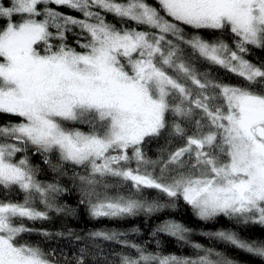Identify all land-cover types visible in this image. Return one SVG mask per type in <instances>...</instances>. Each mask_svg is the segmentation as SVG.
I'll return each instance as SVG.
<instances>
[{"label": "snow or ice", "instance_id": "snow-or-ice-1", "mask_svg": "<svg viewBox=\"0 0 264 264\" xmlns=\"http://www.w3.org/2000/svg\"><path fill=\"white\" fill-rule=\"evenodd\" d=\"M158 5L0 0V113L20 118L0 125V264H60L55 250L18 243L21 234L34 231L24 221L66 211L56 201L68 189L59 179L40 180L30 154L41 156L58 177L67 175L68 166L83 170L71 178L79 185V204L93 218L151 216L182 199L202 221L223 216L237 226L264 227V63L245 58L250 47L264 49V0ZM108 14L121 26L109 22ZM203 30L228 32L233 43L206 40ZM68 33L77 36L80 51L68 44ZM201 61L243 83L201 72ZM161 138L166 143L153 159L145 146ZM145 189L167 200L144 199ZM18 193L22 201L13 199ZM191 232L166 219L151 235L188 243ZM205 235L264 259V240L243 238L233 229ZM90 238L134 250L118 254L119 264H237L199 243L191 244L197 251L189 257L149 251L116 231H94ZM96 248L90 253L82 247L76 264H88L90 254L96 264H114Z\"/></svg>", "mask_w": 264, "mask_h": 264}, {"label": "trees", "instance_id": "trees-1", "mask_svg": "<svg viewBox=\"0 0 264 264\" xmlns=\"http://www.w3.org/2000/svg\"><path fill=\"white\" fill-rule=\"evenodd\" d=\"M147 2L154 7H159L158 0H147ZM51 6L57 8L58 11L73 16H80V13L66 7ZM106 19L111 23H115L117 27L121 26V22L111 14H108ZM125 26L137 27L133 22H127ZM139 27L143 28V26ZM185 31L188 35L193 34L192 30L186 26ZM199 34L209 41L224 40L230 45L233 43V37L228 32L203 30ZM76 39V35L68 33V44L76 47L77 50L80 51L81 49L76 44ZM245 58L258 65L264 63V49H258L254 46L250 47V51L246 54ZM197 67L201 72L210 71L214 77L224 83H243L239 77H236L217 66H209L206 62H199ZM19 119V117L14 115L0 113V125L9 122H18ZM74 127H79L83 131H88V128L85 125L77 124L74 125ZM165 143L166 141L164 138H161L158 141H153L145 146V151L149 157L155 159L158 150L165 145ZM173 146L176 145L174 144ZM51 159L53 164L58 162V157L55 155H53ZM30 160L33 165H38L40 167L41 171L38 174L40 180L54 182L59 179L61 186L68 189V191L61 193L56 201V204L58 206H64L66 211L57 213L55 210H50L48 212L49 218L47 220L24 221L27 227L34 229V231L21 234L18 243H29L32 245L39 244L45 249V251L55 250V257L59 259L60 264H65V261H67L68 264H76L79 251L85 246L89 248L91 253L97 251L98 249L96 248V245H99L107 255L108 259L114 261V264H119L118 254H128L130 251L134 254V250L125 249L119 243L103 241L98 238H90V233L94 231H116L125 233L129 241L141 245H148L149 251H161L165 255L175 254L177 256H194L197 250L193 249L191 244L199 243L205 248H212L215 251L222 252L229 259L236 261L237 264H264V259L251 256L250 254L216 239L215 237L205 235V233H213L221 229H233L238 231L243 238L250 240H264V227L260 225H250L248 227L237 226L235 222L223 216L218 217L214 221H202L182 199L178 202V205L175 208L165 209L161 212L154 213L151 216L140 212L135 216L125 218H93L89 215L87 207L79 204V185L78 182L74 184L71 178L73 171L82 173V169L68 166L67 175L58 177L56 173L43 163V158L41 156L30 154ZM158 197H162V194L158 193L155 189H145L142 193V198L147 200H152ZM0 198H2V196H0ZM23 198V194L20 193L13 197V199L20 201H22ZM162 199L167 200L166 197H162ZM37 207L40 210H45L42 205L37 204ZM69 209L71 211H68ZM166 219H174L191 229L190 241L188 243L178 242L176 238L163 233L153 237L151 233ZM42 231L50 233V237L40 235V232ZM57 233H62V235H57ZM76 236H80L81 240L77 241ZM200 254L203 253L201 252ZM88 264H96V261L93 260L91 254L88 256Z\"/></svg>", "mask_w": 264, "mask_h": 264}]
</instances>
